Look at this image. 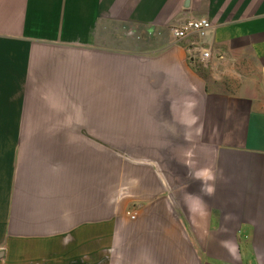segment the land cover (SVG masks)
Returning a JSON list of instances; mask_svg holds the SVG:
<instances>
[{"label":"crops","instance_id":"0c3cea01","mask_svg":"<svg viewBox=\"0 0 264 264\" xmlns=\"http://www.w3.org/2000/svg\"><path fill=\"white\" fill-rule=\"evenodd\" d=\"M0 264H264V0H0Z\"/></svg>","mask_w":264,"mask_h":264},{"label":"rangeland","instance_id":"374dc122","mask_svg":"<svg viewBox=\"0 0 264 264\" xmlns=\"http://www.w3.org/2000/svg\"><path fill=\"white\" fill-rule=\"evenodd\" d=\"M89 137V136H85ZM107 137L112 138V136H106V135H99L98 136V143L99 146L100 144H104V141L106 140ZM90 138V137H89ZM115 140L121 143L125 144H130L131 149L129 150H118L114 149L110 151L112 154V159H113V164L115 168V173L117 174L119 172L127 174L130 172L131 174L137 173L139 168L142 166V163H139L141 161H144L146 159H154L157 158L158 160L161 161V169L162 173L167 175V176H172L174 174H177L183 181H184V176H185V159H186V150H185V143L183 141V144H180V141H182L181 137H177V147L180 149L175 150L173 147V144L171 142L173 139L175 140L176 138H170L169 136L167 137V142L168 144H165V149L162 150H153V149H144V147L147 145L143 142V136L139 135H115L114 136ZM170 139V140H169ZM170 143V144H169ZM172 147V148H171ZM100 148V147H99ZM104 152V151H103ZM124 171V172H123ZM173 182V190L178 191L180 190V187L182 189L184 188V182ZM103 182L100 180L99 181V195L104 196V189H102ZM115 186L121 185L120 190L115 191L114 194H123L124 196L130 194V189L129 185L130 184H120L115 181L114 183ZM123 185V186H122ZM178 186V188H177ZM128 213V212H127ZM130 213V212H129ZM130 216V215H129ZM105 222V221H104ZM103 222V223H104ZM105 228L104 224L103 227ZM106 239V231L105 229H99L98 233V240L104 241Z\"/></svg>","mask_w":264,"mask_h":264},{"label":"built area","instance_id":"2783aa9c","mask_svg":"<svg viewBox=\"0 0 264 264\" xmlns=\"http://www.w3.org/2000/svg\"><path fill=\"white\" fill-rule=\"evenodd\" d=\"M212 23L207 17L187 18L178 25L172 26L171 33L177 40H181L190 34L204 36L211 29ZM202 60H207L210 56V51L203 47L197 49ZM198 54V53H197ZM131 218H135V213H129Z\"/></svg>","mask_w":264,"mask_h":264}]
</instances>
